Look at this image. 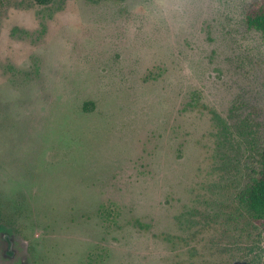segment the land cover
Listing matches in <instances>:
<instances>
[{
    "label": "rangeland",
    "instance_id": "1",
    "mask_svg": "<svg viewBox=\"0 0 264 264\" xmlns=\"http://www.w3.org/2000/svg\"><path fill=\"white\" fill-rule=\"evenodd\" d=\"M248 1L0 3V264H264Z\"/></svg>",
    "mask_w": 264,
    "mask_h": 264
},
{
    "label": "trees",
    "instance_id": "2",
    "mask_svg": "<svg viewBox=\"0 0 264 264\" xmlns=\"http://www.w3.org/2000/svg\"><path fill=\"white\" fill-rule=\"evenodd\" d=\"M3 0H0V3ZM38 5L56 6L61 8L65 0H31ZM244 23L258 31L264 42V0H249L243 11ZM237 208L247 218L264 221V148L260 152L259 162L254 175L236 194ZM97 213L103 223L107 226H116L117 218L121 214L117 204L109 201L101 203ZM133 225L138 228H148L147 223L134 219ZM171 235H165L167 241H172ZM100 256V255H98Z\"/></svg>",
    "mask_w": 264,
    "mask_h": 264
}]
</instances>
